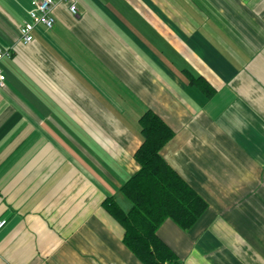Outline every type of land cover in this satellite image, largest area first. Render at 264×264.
Masks as SVG:
<instances>
[{"label":"crops","instance_id":"0c3cea01","mask_svg":"<svg viewBox=\"0 0 264 264\" xmlns=\"http://www.w3.org/2000/svg\"><path fill=\"white\" fill-rule=\"evenodd\" d=\"M36 0H0V264H142L104 207L131 209L140 117L207 202L158 234L180 264H264V0H76L25 44Z\"/></svg>","mask_w":264,"mask_h":264},{"label":"trees","instance_id":"16d2710c","mask_svg":"<svg viewBox=\"0 0 264 264\" xmlns=\"http://www.w3.org/2000/svg\"><path fill=\"white\" fill-rule=\"evenodd\" d=\"M139 124L143 141L135 158L140 170L121 188L131 209L124 211L113 197L105 200L104 207L121 225L125 246L142 264H180L158 231L167 220L191 229L208 204L162 155L174 137L173 129L152 110L140 117Z\"/></svg>","mask_w":264,"mask_h":264},{"label":"built area","instance_id":"2783aa9c","mask_svg":"<svg viewBox=\"0 0 264 264\" xmlns=\"http://www.w3.org/2000/svg\"><path fill=\"white\" fill-rule=\"evenodd\" d=\"M58 3L67 4L70 14L78 16L79 10L76 0H36L34 7L28 13L27 19L20 26V37L25 44L34 41L33 33L39 25L46 27L48 30L54 28L56 19L53 12ZM9 56H11L10 52L0 46V63ZM4 85L5 78L0 67V87H4ZM7 224L8 221L6 219H0V232L7 226Z\"/></svg>","mask_w":264,"mask_h":264},{"label":"rangeland","instance_id":"374dc122","mask_svg":"<svg viewBox=\"0 0 264 264\" xmlns=\"http://www.w3.org/2000/svg\"><path fill=\"white\" fill-rule=\"evenodd\" d=\"M125 198H126V197H125ZM126 199H127V198H126ZM127 201H129V200L127 199ZM128 203H129V204L132 206V204H131V202H130V201H129ZM126 210H128V211H129L130 209H126ZM128 211H126V212H128Z\"/></svg>","mask_w":264,"mask_h":264}]
</instances>
